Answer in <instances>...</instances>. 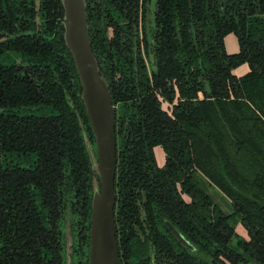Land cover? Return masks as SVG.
Instances as JSON below:
<instances>
[{
	"label": "trees",
	"instance_id": "1",
	"mask_svg": "<svg viewBox=\"0 0 264 264\" xmlns=\"http://www.w3.org/2000/svg\"><path fill=\"white\" fill-rule=\"evenodd\" d=\"M62 18L60 0H0V264H63L65 214L89 247L94 138ZM86 18L115 105L121 264H264V0H86Z\"/></svg>",
	"mask_w": 264,
	"mask_h": 264
},
{
	"label": "water",
	"instance_id": "2",
	"mask_svg": "<svg viewBox=\"0 0 264 264\" xmlns=\"http://www.w3.org/2000/svg\"><path fill=\"white\" fill-rule=\"evenodd\" d=\"M63 7V38L71 53L81 85V100L93 134L92 144L82 130L93 179L88 264H121L114 210L116 204L115 177L117 171L115 105L107 80L91 49L86 18V0H60ZM174 236L190 247L181 233L168 224ZM71 244L67 245V255Z\"/></svg>",
	"mask_w": 264,
	"mask_h": 264
},
{
	"label": "rangeland",
	"instance_id": "3",
	"mask_svg": "<svg viewBox=\"0 0 264 264\" xmlns=\"http://www.w3.org/2000/svg\"><path fill=\"white\" fill-rule=\"evenodd\" d=\"M224 46H225V50L228 53L237 52L239 49V46H238L236 35L233 33L227 34L224 38ZM248 69L249 68H248L247 63H243L233 69V74L236 76H241L245 74L248 71ZM154 152H155V156H156L158 164L161 165L164 160V154L161 148L159 146L155 147ZM203 186L216 203L220 204L222 207L227 206L226 200L222 198V195L214 186L209 185L207 187L206 183L203 184ZM76 219H77L76 217L75 218L73 217V219L70 220V217L68 216V214H65V217H63V219L61 220L62 232L65 234L66 230L69 229L72 239L70 235L68 234L67 235L68 244H70L71 241L73 240L74 246L77 249L76 253L74 252L72 254L73 263L74 264H87L86 261H87L88 250L85 248L84 252H81L78 246L79 241H78V228H77ZM236 231L242 236L246 234L244 228L240 224L237 225Z\"/></svg>",
	"mask_w": 264,
	"mask_h": 264
},
{
	"label": "flooded vegetation",
	"instance_id": "4",
	"mask_svg": "<svg viewBox=\"0 0 264 264\" xmlns=\"http://www.w3.org/2000/svg\"><path fill=\"white\" fill-rule=\"evenodd\" d=\"M162 164H163V162H162ZM70 235V237H71V233H70V231H69V229H67L66 230V233L64 234V254H63V259H64V262H63V264H74L73 263V259H72V254L74 253L73 252V247H74V243H73V240L71 241V250H70V253H69V255H67V245H68V237H67V235ZM71 239H72V237H71Z\"/></svg>",
	"mask_w": 264,
	"mask_h": 264
}]
</instances>
